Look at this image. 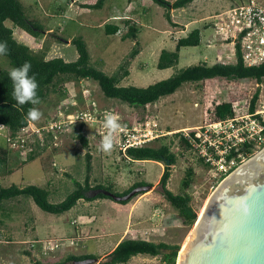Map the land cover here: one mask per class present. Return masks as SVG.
<instances>
[{
	"label": "rangeland",
	"instance_id": "374dc122",
	"mask_svg": "<svg viewBox=\"0 0 264 264\" xmlns=\"http://www.w3.org/2000/svg\"><path fill=\"white\" fill-rule=\"evenodd\" d=\"M27 16L34 22L44 27V32L39 37L34 38L22 28L14 26L8 20L7 24L13 26L15 38L22 43L31 46L36 51H45L46 58L63 57L67 61H74L78 58V50L71 42L73 37H82L88 45L90 51V64L96 68L104 70L108 74H114L120 65H131V73L120 82L121 85L128 84L136 86H148L159 80L172 76L178 69L206 62L213 64L221 61L224 63L235 62L231 44L214 33L211 16L220 9L226 8L220 2H214V11L210 12V7L205 5V9L199 5L188 7L194 17L198 16L199 22L207 24L211 28L204 32L202 42L198 46H184L180 51L179 63L175 66L161 69L157 66L160 52L163 48L174 50L178 34L173 33L159 40L160 34L166 32V25L170 24L165 16V8L153 0L145 3L148 15L142 17L143 26H140L138 38L128 37L123 39L122 33L114 36H107L100 25L101 18L110 15L112 7L107 1L105 8H93L92 12L75 16V10L69 7L71 0H21ZM121 3L127 0H117ZM241 0H232L230 4L238 3ZM264 1V0H262ZM151 3V4H150ZM221 4V5H220ZM223 4V5H222ZM228 4V5H230ZM186 13V6L180 7L174 13ZM202 18V19H201ZM151 22L150 26L146 22ZM182 27V26H180ZM180 27L177 30H180ZM210 35V37H209ZM206 36H208L206 38ZM59 37H62V40ZM140 52L131 58V51L136 41ZM160 41V42H159ZM10 68L9 59L0 56V69ZM260 89L259 99L256 107L264 108V78L262 83H258L255 78L228 79L216 76L198 82L187 81L173 94L163 96L158 101L149 103L146 106H134L117 98H109L102 92L99 83L88 78H68L60 81L56 89L51 91L48 98L44 100L36 109L41 113L39 119L30 121L32 129L47 125L48 122L58 119L59 111L64 114L63 119H69L68 114L76 109H93L106 113L109 111L115 115L119 124L129 123L135 125L146 119L154 118L162 131L167 134L158 137L148 143L150 146H159L162 143L171 145V150L176 154L177 160L171 167V177L168 188L174 193H183L182 179L188 167L195 170L194 180L187 189L192 195L191 205L199 216L208 197L214 188L222 180L208 187L207 169L187 150L181 151L179 147V135L174 134L178 129L201 125L214 118L215 106L223 101H230L234 104L235 114L245 113L249 110L250 100L254 92ZM86 89H88L86 91ZM76 101L78 104L73 105ZM99 123L87 122L84 125L67 126L58 135V145L54 139L46 134L45 141H41L36 135L28 137V145L22 152L21 149H10V131L6 127L0 128V146L9 152L8 161L5 165H0V184L10 186L17 184L26 186L37 184L46 187L50 191V201L57 203L62 201L74 188V180H84L86 175L87 148L93 158V169L91 171L92 184L102 183L113 186L117 192H123L136 182L146 181L152 188L134 196L123 208L127 212L132 211L137 206L133 214V223L125 238H142V233L151 231L150 240L165 241L180 245V249L188 238L193 224L183 221L179 210L167 201L161 191L159 184L160 177L166 166L164 161L157 160H132L124 156L117 145L118 133H114L113 148L109 152L101 150L100 135L97 129ZM37 130V129H36ZM42 134V131H40ZM88 138V146H85L79 138V134ZM180 133V132H177ZM40 140V141H36ZM64 152L62 155L57 154ZM35 155V159L24 163L30 154ZM67 162V165L65 164ZM55 163V164H54ZM69 164V165H68ZM70 173L68 175L67 173ZM111 202L120 203L113 198H107ZM155 206H160L165 211V217L161 224L153 228L150 215ZM103 210L102 205L99 206ZM11 210V217H7L5 230H0V254L5 257L0 258V264H32L33 259L26 254L27 250H32L33 258L40 259L44 263H52L63 260L69 254L94 253L98 262L106 260V255L114 244L121 239L120 234H111L96 238H85L81 240L79 248L72 252L69 248L73 245L66 244L67 239L73 237L38 238L35 236L34 221L50 217L56 218L59 214L47 212L40 208L32 197L18 196L4 200L0 207V217L4 218V212ZM69 211V210H68ZM75 212V213H74ZM110 216L115 215V209L107 210ZM77 215L76 208L70 213ZM150 214V215H149ZM67 216V221L71 227L72 216ZM69 216V217H68ZM5 222V219L2 220ZM90 222L89 225H92ZM89 225H83L89 226ZM119 227V226H118ZM117 227V228H118ZM118 230V229H116ZM123 230H120L122 233ZM45 239H57L63 242L58 250L49 256L41 253V241ZM143 239V238H142ZM41 240V241H40ZM36 241V247H31V242ZM78 247L77 244H75ZM0 255V256H1ZM98 262L93 264H98ZM118 264H165L162 255L153 256L150 254H138L133 256L126 263Z\"/></svg>",
	"mask_w": 264,
	"mask_h": 264
},
{
	"label": "trees",
	"instance_id": "16d2710c",
	"mask_svg": "<svg viewBox=\"0 0 264 264\" xmlns=\"http://www.w3.org/2000/svg\"><path fill=\"white\" fill-rule=\"evenodd\" d=\"M104 1L105 0H93L82 2L81 4L84 7L99 8L103 5ZM154 1L167 9L166 16L171 22L170 10L172 8L187 6L193 0H175L173 2L170 0ZM8 20H10L14 26L20 27L25 32L31 34L34 38L39 37L40 34L44 32V27L32 21L27 16L21 0H0V41H6L8 46L7 53L2 56L7 57L10 63V68L0 69V128L6 127L10 131L9 142L23 127L30 124L31 119H29L27 115L29 110L32 108L36 109L38 105L48 98L50 92L56 89L60 81H64L68 78L93 79L99 83L105 96L120 99L134 106L143 107L149 103L158 101L163 96L173 94L187 81L198 82L221 76L231 80L252 77L255 78L258 83H262L264 78V63L254 66L245 65L240 50L237 48L235 62L224 63L218 61L211 65L206 62H200L180 68L172 76L149 84L148 86H125L121 85L120 82L130 74L129 65H120L114 74H108L104 70L92 66L90 64L91 56L88 45L82 37H74L71 40L78 50L79 55L76 60L67 61L61 56L48 59L46 58L45 51H36L31 46L19 42L14 36L13 26L7 24ZM118 30V26H113L108 32L116 33ZM138 30L137 27L130 26L128 31L123 35V38L132 37L137 39ZM59 38L62 39V37ZM201 42V29H193L188 35L178 39L174 50L166 48L161 50L157 66L164 69L177 65L180 59L181 47L198 46ZM138 44L139 41L137 40L131 51V58H134L140 52V49L137 47ZM25 62H30L31 69L29 75H35L38 83L37 96L40 100L38 104L29 102L19 105L13 96V82L9 77V72L15 67L22 66ZM259 95L260 89L258 88L251 97L249 105L250 110H255ZM234 114V104L230 101H223L215 106L213 119ZM82 125L84 124H81V126ZM175 134L179 135L180 133ZM78 136L83 144L88 146V138L81 133ZM186 142L183 136L180 137L181 146L187 144ZM170 144L162 143L159 146L147 145L143 147H129L124 156L132 160H157L165 162L166 159H170L171 164H175L177 156L171 150ZM9 148L12 149L10 146ZM8 152L6 148L0 146V165H5L7 163ZM86 158V175L84 180L75 179V188L62 201L57 203L51 202L49 189L37 184H28L26 186H19L17 184L3 186L0 184V207L4 200L24 195L32 197L35 203L47 212L63 214L73 208L81 199L95 200L98 198H113L102 190H108L112 193L123 195L136 186L150 184L146 181H139L123 192L115 191L111 185L102 183L92 184V155L87 153ZM34 159L35 155L31 153L23 162L27 163ZM194 175V168L191 166L188 167L182 179L183 193L176 194L168 188V182L171 177L170 166L166 165L164 167L159 181L164 198L179 210L183 221L187 224L195 223L198 217L195 209L191 205L193 197L191 193L187 191L193 183ZM130 200H121L118 202L125 204ZM179 250L180 245L165 241L124 238L113 251L106 255V260H102L98 264L126 263L133 256L142 253L153 256L162 255L165 264H176ZM26 254L33 259L32 264H67L75 260L97 257L94 253L69 254L63 260L44 263L40 259L38 260L32 257L33 254L31 249L27 250Z\"/></svg>",
	"mask_w": 264,
	"mask_h": 264
},
{
	"label": "built area",
	"instance_id": "2783aa9c",
	"mask_svg": "<svg viewBox=\"0 0 264 264\" xmlns=\"http://www.w3.org/2000/svg\"><path fill=\"white\" fill-rule=\"evenodd\" d=\"M211 18L214 33L220 36L225 43L232 45L235 57L237 48H239L245 65L254 66L264 63V1L241 0L238 3L233 2L214 13ZM72 104L78 103L73 101ZM109 113V111L103 113L95 107L87 110L76 109L75 112L68 114L69 119H63L61 116L64 113L59 111L58 119L36 128L37 130L32 129L30 124L23 127L11 139L10 147L12 149L24 148L21 149L23 152L29 143V135L36 134L41 141H45L46 134L50 135L54 139L55 145H58V135L67 126L93 121L99 123L96 133L100 135L101 143L104 135L108 132L103 126V121ZM120 125L121 128L115 133H118L116 142L123 154L129 147L147 146L149 142L168 133V131H162L159 128L154 118L146 119L135 125L129 123ZM177 132L181 134L179 140L183 136L187 141V144L182 146L179 142L180 150L189 151L207 169L208 187H214L218 180L223 179L225 175L264 146V108L256 107L255 110L249 109L245 113L212 119L201 125L178 129ZM164 217L163 208L155 206L150 215L153 224L152 230L161 224ZM150 233L149 230L144 231L142 238L150 240ZM35 242H31L33 249L37 245ZM65 243L75 245L77 241L75 238H71L67 239ZM62 244L63 242H59L57 239H45L41 241V253L44 256H49Z\"/></svg>",
	"mask_w": 264,
	"mask_h": 264
},
{
	"label": "water",
	"instance_id": "95a60500",
	"mask_svg": "<svg viewBox=\"0 0 264 264\" xmlns=\"http://www.w3.org/2000/svg\"><path fill=\"white\" fill-rule=\"evenodd\" d=\"M165 163L171 165L170 159ZM151 188L139 185L123 195L102 191L121 201ZM96 262L97 257H88L67 264ZM176 264H264V146L211 192Z\"/></svg>",
	"mask_w": 264,
	"mask_h": 264
},
{
	"label": "crops",
	"instance_id": "0c3cea01",
	"mask_svg": "<svg viewBox=\"0 0 264 264\" xmlns=\"http://www.w3.org/2000/svg\"><path fill=\"white\" fill-rule=\"evenodd\" d=\"M86 1H93V0H71V2L69 3V7L74 8L75 16L81 15V12L83 13H88L90 11L92 12L93 8L82 6L81 3L86 2ZM107 1L108 0H105L103 5L99 7V9L105 8ZM150 1L151 0H127L126 2L121 3L120 1H117V0H111L110 6L112 7V11L110 15L103 19L101 18L100 19L101 22L98 25L102 27V29L104 30L107 36H114V35H119V33H122L121 36L123 38V35L128 31L130 26L137 27L139 30H140V26H143V21L145 20L142 19V17H145V15H148L147 10L145 8L146 7L145 3L146 2L149 3ZM170 1L173 2L175 0H170ZM231 1L232 0H193L186 6V13H183L181 11V13H179L178 15H174V13L179 8H172L170 10L171 22L168 20L170 24L166 25L165 27L166 33L164 35L160 34L159 40L162 41L163 38L173 33L178 34V39H179L181 37L188 35V33L191 32L195 28L201 29V34L203 38L204 32L207 29L211 28L210 27L211 25L207 26V24L195 23V22H199V19L197 18L199 15L204 13L205 10L200 12L197 15V17H194L193 16L194 14L191 13V10L188 9V7L190 8L194 5H199V8L202 7L203 9H205L206 7L205 5H208L207 7H210V8L207 10H210V12H212L214 11L212 10L213 9L212 4L214 2H220L228 6V4L231 3ZM166 12H167V9L165 8V13H164L165 16H166ZM148 17L147 18L145 17V18L148 19ZM146 23L148 26H150L151 24V22H148V21ZM113 26H118L119 30L116 33H109L108 31H110V29H112ZM179 27H180V30H177ZM138 32H137V38H138ZM207 37L208 36H206V38ZM177 41H174L173 43L177 44ZM130 68H131V65H129V69ZM130 73H131V70H130ZM128 85H132V84H128ZM88 150L89 152L91 151L90 147L87 148V151H86L87 153H88ZM63 153L64 152H59L57 156L62 155ZM65 164L67 165V162H65ZM92 166H93V158H92ZM67 174L70 175L69 172ZM100 205H102L103 210L100 209L99 207ZM123 206L124 204L111 202L107 198H98L95 200L81 199L78 201V203L73 208H71L69 211L63 214H59L60 216H57L56 218L50 217L49 220H45L44 218L38 219V217H36L34 221L35 236H37L40 239L46 238V237L48 238L73 237L76 239L78 247L73 245L69 249L72 250V252H75V250L79 248V244H81L80 241L85 238H96L99 236H105L108 233L107 231H111V234H114V235L120 234L119 237H121V239L118 240L114 244L112 249L107 252L108 254L111 251H113V249L119 244L121 240L125 238L123 237V234L127 233L126 230L130 229L133 223V214L137 210H140V207L137 206V208L135 207L132 211L126 212ZM75 208H76L77 215L72 216L70 213ZM112 208L115 209V215L110 216L107 210L112 209ZM11 214H12L11 210L9 211L6 210V212H4V218L0 217V230H2L3 228H6L5 224L7 225V217H11ZM66 214H68L69 216H72L71 224H73L74 227H71L69 225ZM3 219H5V222H2ZM90 222H93V224L89 225ZM83 225H89V226L83 227ZM121 229L123 230L122 233H120ZM2 255L0 256V258L5 257Z\"/></svg>",
	"mask_w": 264,
	"mask_h": 264
},
{
	"label": "clouds",
	"instance_id": "9594fccd",
	"mask_svg": "<svg viewBox=\"0 0 264 264\" xmlns=\"http://www.w3.org/2000/svg\"><path fill=\"white\" fill-rule=\"evenodd\" d=\"M7 51V42L0 41V56L5 55ZM30 69V62H25L22 66L15 67L9 72V77L13 82V96L19 105L29 102L38 104L40 102L37 96L38 83L35 75H29ZM27 115L29 119L35 121L40 118L41 113L37 109L32 108ZM103 126L108 132L104 135L100 147L101 150L109 152L112 150L114 144L113 134L121 128V125L117 121L116 116L109 113L105 116Z\"/></svg>",
	"mask_w": 264,
	"mask_h": 264
},
{
	"label": "bare ground",
	"instance_id": "6f19581e",
	"mask_svg": "<svg viewBox=\"0 0 264 264\" xmlns=\"http://www.w3.org/2000/svg\"><path fill=\"white\" fill-rule=\"evenodd\" d=\"M204 208V207H203ZM203 208H202V210L200 211V214H199V216L201 215V213H202V211H203ZM187 240V239H186ZM185 244V243H184Z\"/></svg>",
	"mask_w": 264,
	"mask_h": 264
},
{
	"label": "flooded vegetation",
	"instance_id": "af4514ba",
	"mask_svg": "<svg viewBox=\"0 0 264 264\" xmlns=\"http://www.w3.org/2000/svg\"><path fill=\"white\" fill-rule=\"evenodd\" d=\"M145 185V184H144Z\"/></svg>",
	"mask_w": 264,
	"mask_h": 264
}]
</instances>
